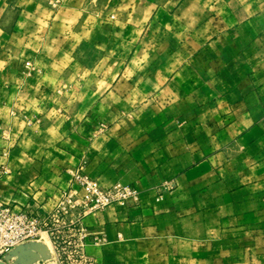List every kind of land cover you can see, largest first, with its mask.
I'll return each mask as SVG.
<instances>
[{
    "label": "crops",
    "instance_id": "0c3cea01",
    "mask_svg": "<svg viewBox=\"0 0 264 264\" xmlns=\"http://www.w3.org/2000/svg\"><path fill=\"white\" fill-rule=\"evenodd\" d=\"M50 1L0 0V200L83 168L141 194L85 220L96 264H264V0Z\"/></svg>",
    "mask_w": 264,
    "mask_h": 264
},
{
    "label": "built area",
    "instance_id": "2783aa9c",
    "mask_svg": "<svg viewBox=\"0 0 264 264\" xmlns=\"http://www.w3.org/2000/svg\"><path fill=\"white\" fill-rule=\"evenodd\" d=\"M49 4L56 10L62 5V0H51ZM7 172L4 169V173ZM70 174L72 186L59 194L54 209L46 214L32 209L18 210L0 200V262L16 246L26 241L40 240L47 234L59 264H96L86 248L90 243L102 244L107 239L90 233L85 220L114 205L124 208L137 205L141 194L135 186L121 182L104 186L87 175L83 168ZM162 197L163 191H160L158 198ZM70 251L76 257V262L63 261V254Z\"/></svg>",
    "mask_w": 264,
    "mask_h": 264
},
{
    "label": "water",
    "instance_id": "95a60500",
    "mask_svg": "<svg viewBox=\"0 0 264 264\" xmlns=\"http://www.w3.org/2000/svg\"><path fill=\"white\" fill-rule=\"evenodd\" d=\"M54 257L52 248L44 239L30 240L6 253L0 264H40L49 262Z\"/></svg>",
    "mask_w": 264,
    "mask_h": 264
},
{
    "label": "rangeland",
    "instance_id": "374dc122",
    "mask_svg": "<svg viewBox=\"0 0 264 264\" xmlns=\"http://www.w3.org/2000/svg\"><path fill=\"white\" fill-rule=\"evenodd\" d=\"M44 240L49 244V246L52 248V251H53V247H52V244H51V241H50V239L49 238H47V237H44ZM55 255V254H54ZM57 257H56V255H55V257H54V259L53 260H51V261H49V262H45V263H52V264H59V261H58V259H56ZM76 257L71 253V251L70 252H66V254H63V261H65V262H76ZM41 264H44V262H41Z\"/></svg>",
    "mask_w": 264,
    "mask_h": 264
}]
</instances>
